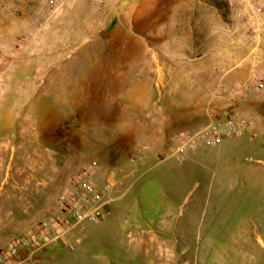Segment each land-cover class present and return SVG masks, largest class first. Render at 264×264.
Here are the masks:
<instances>
[{
    "label": "rangeland",
    "instance_id": "374dc122",
    "mask_svg": "<svg viewBox=\"0 0 264 264\" xmlns=\"http://www.w3.org/2000/svg\"><path fill=\"white\" fill-rule=\"evenodd\" d=\"M231 100L242 138L171 157ZM84 168L110 215L39 264H264V0H0V206Z\"/></svg>",
    "mask_w": 264,
    "mask_h": 264
},
{
    "label": "built area",
    "instance_id": "2783aa9c",
    "mask_svg": "<svg viewBox=\"0 0 264 264\" xmlns=\"http://www.w3.org/2000/svg\"><path fill=\"white\" fill-rule=\"evenodd\" d=\"M101 5L103 0H95ZM54 9L58 8L53 3ZM258 83V88H262ZM228 96L238 94L237 88L226 91ZM235 103L229 101L223 119H210L208 123L191 136L182 137L171 157L178 161L185 155L188 146L202 141L214 147L224 140L242 138L245 124L234 112ZM114 175L100 184L94 172L84 168L71 175L66 187L54 202V212L40 219L29 231L13 237L0 247V264H39L45 250L62 241L69 250L79 243L88 224H99L109 215V205L114 201L111 190L115 187Z\"/></svg>",
    "mask_w": 264,
    "mask_h": 264
},
{
    "label": "crops",
    "instance_id": "0c3cea01",
    "mask_svg": "<svg viewBox=\"0 0 264 264\" xmlns=\"http://www.w3.org/2000/svg\"><path fill=\"white\" fill-rule=\"evenodd\" d=\"M34 193L36 194V192L34 191L30 192L31 195L28 202H20L18 200L12 201L10 198L12 202L10 205L2 204L0 206V233L2 236L0 241L5 240V237L7 235L10 237L9 239L11 240L14 234H23L29 231L35 225L34 215L36 213V199ZM54 202L52 206L43 204L40 213L44 217H47L54 212ZM146 232L149 233L151 231L147 230ZM48 249L49 247L45 250L42 256L48 251Z\"/></svg>",
    "mask_w": 264,
    "mask_h": 264
}]
</instances>
